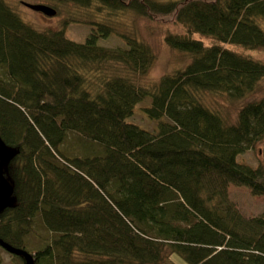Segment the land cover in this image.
Instances as JSON below:
<instances>
[{
    "label": "trees",
    "instance_id": "1",
    "mask_svg": "<svg viewBox=\"0 0 264 264\" xmlns=\"http://www.w3.org/2000/svg\"><path fill=\"white\" fill-rule=\"evenodd\" d=\"M48 1L56 14L86 11L39 30L0 0V136L13 187L0 238L34 264H264V217L243 216L227 192L232 183L264 197V95L234 121L205 100L239 101L264 79V62L234 48H264V0ZM117 13L182 28L164 41L191 61L147 80L156 55ZM72 22L91 26L83 42L65 35ZM112 34L125 47L98 44ZM138 104L152 129L131 120ZM260 140L261 163L238 161ZM38 219L47 235L31 249Z\"/></svg>",
    "mask_w": 264,
    "mask_h": 264
},
{
    "label": "rangeland",
    "instance_id": "2",
    "mask_svg": "<svg viewBox=\"0 0 264 264\" xmlns=\"http://www.w3.org/2000/svg\"><path fill=\"white\" fill-rule=\"evenodd\" d=\"M18 13L19 15L27 22L31 23L35 28L39 30L46 29H58L61 27V21L63 18L68 17L69 15L78 16L77 13L82 15L86 10L79 9V7L68 4L62 5L59 9V13L52 17H48L41 12L34 11L26 7L22 2L29 3H43L54 7L53 2L48 0H6ZM55 8V7H54ZM119 14V13H117ZM105 12L97 11L92 9V16L96 20H101L105 17ZM123 15L124 19L119 20L122 22L124 20L128 23L129 29H124L121 27V30H129L130 32L135 31L138 37L146 41L151 48L153 49L156 59L155 62L146 77L147 80L153 81L159 79L162 75L171 73L178 68H183L191 61V56L187 53L180 52L170 48L164 41V36L168 32H182V28L175 26L170 23H156L150 21L146 18L131 16L129 13L119 14L121 17ZM135 18L133 22L132 18ZM80 19V18H79ZM105 21V19H104ZM91 26H88L84 23H70L65 29V35L74 41L83 42L91 32ZM201 37L205 43H210L211 39L205 36H196ZM98 44L105 47H125L122 39L116 35H108L107 37H100L98 39ZM235 50L243 51L242 53L251 55L253 58L264 62V48L249 50L242 49L240 47L234 46ZM264 95V79L260 82L257 89L250 94L248 97L241 99L239 101L231 102L226 100L224 96L217 95L215 93H208L205 95V100L208 102L209 106L215 107L216 109L222 110L224 114H228L231 121L235 120L236 109L238 106L242 105L246 101H251L254 99H259ZM138 104L136 106L137 113L133 114L131 120L141 124V126H146L149 129H152L155 124L153 121L148 118H144V113L142 114L139 109ZM142 106L147 105V101L141 103ZM135 110V111H136ZM154 124V125H153ZM262 148L263 140L258 141L255 146L243 154L238 156V161L249 164L253 167L257 166L262 162ZM228 197L236 205L241 214L245 217L252 216H263L264 217V197L255 196L250 193V190L246 186L234 185L230 183L227 187ZM36 234H28L26 236V242L31 249L38 248L41 244L40 237L46 236L47 231L45 230L42 222L38 219L36 225H34ZM173 260H179L177 255H173ZM176 260V261H177ZM180 261V260H179ZM183 262V261H182ZM0 264H21L19 258L5 251L0 247ZM182 264V263H180Z\"/></svg>",
    "mask_w": 264,
    "mask_h": 264
},
{
    "label": "water",
    "instance_id": "3",
    "mask_svg": "<svg viewBox=\"0 0 264 264\" xmlns=\"http://www.w3.org/2000/svg\"><path fill=\"white\" fill-rule=\"evenodd\" d=\"M23 4L26 7L34 11L41 12L48 17H52L56 14V10L53 7L43 3L23 2ZM9 159V149L0 136V213L12 204L13 187L4 175V171L8 165ZM0 247L11 254L21 256L23 258L24 264H34L33 255L31 253L22 248H17L11 245L2 238H0Z\"/></svg>",
    "mask_w": 264,
    "mask_h": 264
}]
</instances>
